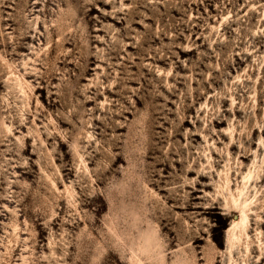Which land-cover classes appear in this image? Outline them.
<instances>
[{"label": "rangeland", "instance_id": "rangeland-1", "mask_svg": "<svg viewBox=\"0 0 264 264\" xmlns=\"http://www.w3.org/2000/svg\"><path fill=\"white\" fill-rule=\"evenodd\" d=\"M0 264H264V0H0Z\"/></svg>", "mask_w": 264, "mask_h": 264}, {"label": "bare ground", "instance_id": "bare-ground-1", "mask_svg": "<svg viewBox=\"0 0 264 264\" xmlns=\"http://www.w3.org/2000/svg\"><path fill=\"white\" fill-rule=\"evenodd\" d=\"M8 127V125H6ZM48 127V126H47ZM28 132H30V129L27 130ZM24 150L26 149L25 147H22ZM250 174H251V171L248 170L244 175H243V178H249L250 177ZM226 181L224 182L225 184H227V177L225 178ZM243 188H238L237 189V193H241V190ZM235 203L240 205V218L238 220H233L230 224V226L227 228V237L230 241L232 239H234L236 236H237V228L238 227H241L244 225V223H246L247 221V214L245 212V208H247L249 206V200H247L246 198H244L243 200H240L239 198L237 199L235 197Z\"/></svg>", "mask_w": 264, "mask_h": 264}]
</instances>
